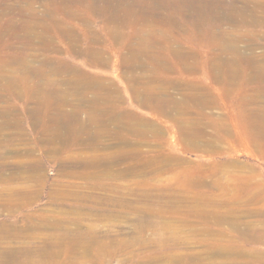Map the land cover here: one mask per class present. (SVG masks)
Segmentation results:
<instances>
[{
  "label": "rangeland",
  "instance_id": "1",
  "mask_svg": "<svg viewBox=\"0 0 264 264\" xmlns=\"http://www.w3.org/2000/svg\"><path fill=\"white\" fill-rule=\"evenodd\" d=\"M126 1L0 0V264H264V0Z\"/></svg>",
  "mask_w": 264,
  "mask_h": 264
},
{
  "label": "bare ground",
  "instance_id": "2",
  "mask_svg": "<svg viewBox=\"0 0 264 264\" xmlns=\"http://www.w3.org/2000/svg\"><path fill=\"white\" fill-rule=\"evenodd\" d=\"M115 2H116V1H115ZM125 2H127V1L125 0ZM125 2H124V3H125ZM142 2H146V0H142ZM162 2H165V1H162ZM137 3H138V2H137ZM151 3H152V2H151ZM151 3H150V4H151ZM159 3H160V1H159ZM147 4H148V3H147ZM139 5H142L141 2L139 3ZM91 116H92V115H91ZM91 116H90V117H91ZM91 118H92V117H91Z\"/></svg>",
  "mask_w": 264,
  "mask_h": 264
}]
</instances>
